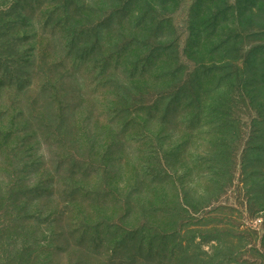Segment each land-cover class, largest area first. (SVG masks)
<instances>
[{"label":"rangeland","instance_id":"obj_1","mask_svg":"<svg viewBox=\"0 0 264 264\" xmlns=\"http://www.w3.org/2000/svg\"><path fill=\"white\" fill-rule=\"evenodd\" d=\"M117 1L85 2L93 24L82 26L60 16L76 0H0V258L11 239L36 238L53 264H264V127L249 135L243 83L221 84L216 112L191 129L187 115L161 110L168 83L138 81L129 97V65L111 59L118 36L89 49L95 65L69 45L78 31L98 34ZM175 2L179 24L193 0ZM263 18L228 27L240 39L224 72L263 37ZM160 99V112L147 109Z\"/></svg>","mask_w":264,"mask_h":264},{"label":"trees","instance_id":"obj_2","mask_svg":"<svg viewBox=\"0 0 264 264\" xmlns=\"http://www.w3.org/2000/svg\"><path fill=\"white\" fill-rule=\"evenodd\" d=\"M76 1L82 6H73L72 2L66 6L62 5L61 8L63 7L64 10L61 9L60 16L65 15L67 21L73 19L71 21L75 24L90 26L93 23L90 16L84 13L85 2L89 5L91 3L98 11L99 7L110 4L112 0ZM175 1L125 0L124 6L118 5V11L112 15L113 17L108 18L106 26H98V34L92 35L87 30L78 31L77 37L69 40V45L75 49V57H78L82 65L86 63L95 65L98 58L92 56L89 49L99 54L102 49L112 48L114 44L110 47L109 44L118 36L121 52H116L113 58H110L114 61V68L121 61L129 65V97L138 90V81H151L165 87L168 83L166 88L171 89L167 97L169 101L161 106V110L173 116L178 113L187 115L185 123L190 129L216 112L219 99L224 94L221 84L225 82L230 84L232 77H239L240 83L244 86L242 92H246L245 95L256 113L250 116L249 135L251 136L253 132L256 133L255 128L258 125L264 127V18L263 23L258 24L259 32L263 37L259 38L257 45L248 47L246 54L237 60L234 75L224 72L226 67L222 65L228 63V66L231 62H235L234 58H229V54L226 53H229L232 46L240 39L239 35L228 37L226 35L228 27H242V16L253 17L255 11L264 13V0H235L233 2L235 4L226 3L227 7L224 4L225 0H193L186 21L179 24L174 21L177 4ZM117 3H121V0ZM121 9L123 10L120 11ZM228 17L232 18L230 22L232 24L226 19ZM113 30L114 33H111ZM123 31L129 33V41L125 40L128 35L122 39V36L119 37L118 33ZM218 31L220 33H217ZM123 39L125 42L119 44ZM153 40H158V43L156 48L152 49L150 44ZM114 43L116 45V42ZM148 49H151L150 54H144ZM215 81L218 82L216 86L213 83ZM161 101L163 100L160 99L157 104H149L147 109L160 112V108L156 106L160 107ZM129 108L132 111L129 110L130 114L136 115L134 106L130 105ZM211 140L215 143L218 138L214 137ZM176 150L178 159L181 157L178 152L179 146ZM5 239L0 238L1 241ZM9 246L12 249L9 248L10 252L7 256L2 254L1 264H53L50 257L52 249L44 239L35 238L30 244L21 240L17 245L15 240L11 239ZM129 258L137 257L129 256ZM155 258L158 259L157 256L152 255L148 260L149 264H152Z\"/></svg>","mask_w":264,"mask_h":264}]
</instances>
